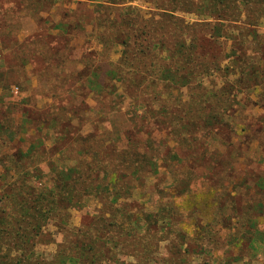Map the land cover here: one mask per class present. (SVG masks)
<instances>
[{
  "label": "trees",
  "instance_id": "16d2710c",
  "mask_svg": "<svg viewBox=\"0 0 264 264\" xmlns=\"http://www.w3.org/2000/svg\"><path fill=\"white\" fill-rule=\"evenodd\" d=\"M56 1L0 0V52L6 50L0 53L1 64L8 67V60L14 58L23 67L35 68L36 76L38 68L53 70L57 61L62 68L74 30L91 27L101 51L82 57L87 75L83 90L92 93L96 104H102L99 97L106 98L109 118L122 114L130 127L123 130L126 144L120 147L112 137L104 140L98 123L84 134L82 124L72 123L69 105L45 109L39 124L25 112L16 130L12 124L0 122V142L6 146L0 148V264H135L121 255H135L136 264H147L145 258L150 264L153 246L142 244L143 231L158 222L154 212H147L144 199L150 197L149 181L161 170H170L171 158L161 153L162 141L158 143L154 134L165 130L167 135L178 136L189 131L185 143L194 145L201 141L202 128L217 133L224 125V113L236 110L234 89L254 91L264 106V32L256 29L264 22V0H87L76 3V10L85 11L76 20H68L72 16L68 12L58 23L39 18L38 13ZM136 1L152 6L149 16L134 5ZM188 14L197 19L187 21L184 15ZM25 17L35 20L41 29L49 24L47 30H57L63 45H49L43 32L19 43ZM229 40L233 45L227 55L208 56L203 47ZM116 51L120 56L113 62L110 57ZM88 55L106 61L102 73L100 63L93 66L91 58L86 60ZM226 60L230 63L225 67ZM215 77L222 78L221 84L211 80L217 86L204 85L206 79ZM6 79L1 73L0 85H6ZM179 88L189 90L186 105L191 113L211 110L203 124L186 118L188 112L180 118V125L174 123L168 101ZM126 99L131 110L123 109ZM154 104L159 108L152 109ZM149 113L158 115L153 122L148 120ZM30 127L37 138L24 150L17 146L24 140L17 138ZM44 133L52 139L49 144L42 140ZM91 198L102 208L74 227L72 211L86 207ZM50 222L57 224L64 238L47 259L37 255L36 247ZM171 222L172 217H164L163 228L171 227ZM211 225L217 228L220 222L213 218L205 235L215 234ZM197 231L201 235L204 227ZM178 236L185 239L176 232V239ZM184 244L163 264L183 263L179 255Z\"/></svg>",
  "mask_w": 264,
  "mask_h": 264
},
{
  "label": "rangeland",
  "instance_id": "374dc122",
  "mask_svg": "<svg viewBox=\"0 0 264 264\" xmlns=\"http://www.w3.org/2000/svg\"><path fill=\"white\" fill-rule=\"evenodd\" d=\"M78 1L87 0H57L51 8L38 13V16L49 17L54 23H58L65 12H68V16H72L67 19L76 20L85 13L82 9L76 10ZM134 5L149 16L151 5L143 1H136ZM184 16L189 22L197 19L195 15ZM23 22L25 26H22L17 37L19 43L35 33L43 32L49 45H63L57 36V30H47L49 24H43L44 29H41L32 18L25 17ZM256 29L260 33L264 32V22ZM91 31V27L86 31L74 30V40L68 44V49L63 54L66 60L63 67L60 68V61H57L53 70L38 68L39 76L35 75L36 69L34 68V71L31 65L23 67L14 58L8 60V67L0 62V75L4 73L8 80L6 85H0V122L6 121L16 130L23 122L25 112L39 124L43 113L54 104L69 105L72 123L82 124L84 134L91 132L93 124L98 123L104 140L112 137L120 147H124L126 139L123 130L130 127L128 117L119 114L109 118L111 115L105 107L107 99L99 97V100H103L102 104H96L97 99H94L92 93L83 90L87 75L83 72L82 57L88 52L94 51L97 54L101 51ZM232 45V40H229L227 44L215 41L203 47L206 46L208 56L220 53L227 55ZM32 49L35 47L32 46ZM3 52L6 53V50L0 53ZM253 53L251 46L249 54ZM119 56L120 53L116 51L110 60L116 62ZM87 58L86 60L91 58L90 64L93 66L100 63L101 73L105 70L106 61L104 62L103 58L94 59V55H88ZM227 60L225 67L230 63ZM7 68L10 69L8 72L5 71ZM221 79L208 78L204 85L215 87L217 84H210V81L215 80L221 84ZM188 91L187 88L172 91L174 94L168 101V106L174 112L173 122L180 125V118L188 112L186 118L198 120L199 124H203L211 110L206 109L199 115L191 113L186 105ZM233 93L236 110L224 113V125L217 133H208L206 128H202V138L197 133L201 141L194 145L185 143L184 136L188 135L189 131L178 136L176 133L167 135L165 130L163 133L158 134L156 131L154 134L158 143L162 141L161 153H168L171 158L169 157L170 170H161L149 181L147 191L150 197L144 199L147 212H154V221L158 222L143 231L146 233L142 244L153 246L149 255L150 264H163L164 259L173 258L171 253L180 249L186 238L190 243L186 241L187 244L182 247L179 258L183 263L180 264H264V106L260 104L254 91L238 92L234 89ZM129 102V99L124 101V110L132 109ZM158 108V104L152 106L154 110ZM140 112L143 113L144 109L141 108ZM147 116L148 120L153 122L158 115L149 113ZM110 119L112 121H109ZM71 130L74 131L72 128ZM34 137L37 138L36 131L30 127L18 135L17 140L22 138L24 141L17 146L26 150ZM42 138L48 144L52 141L45 133ZM4 147L6 146L0 142V148ZM101 208V203L91 198L86 207L72 211V225L80 227L86 217L92 216L95 210ZM166 216L172 217V226L163 228L162 220ZM213 218L220 222V225L217 228L211 225L212 232L215 233L213 236L205 235L207 224ZM201 226L204 231L199 235L197 227ZM43 232L45 237L38 243L36 253L50 259L56 253L58 244L63 241L64 233L55 222L45 226ZM176 232L182 234L185 239L179 236L176 239ZM121 256L126 262L137 263L135 255L126 258ZM143 261L148 264L145 258Z\"/></svg>",
  "mask_w": 264,
  "mask_h": 264
},
{
  "label": "crops",
  "instance_id": "0c3cea01",
  "mask_svg": "<svg viewBox=\"0 0 264 264\" xmlns=\"http://www.w3.org/2000/svg\"><path fill=\"white\" fill-rule=\"evenodd\" d=\"M22 26L24 27L25 26V22L22 23ZM38 31V30H37ZM35 33V32H34ZM33 34V33H32Z\"/></svg>",
  "mask_w": 264,
  "mask_h": 264
}]
</instances>
